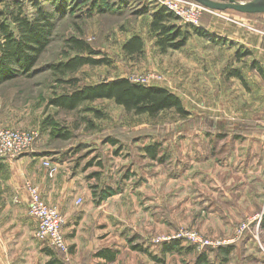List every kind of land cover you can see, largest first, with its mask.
Masks as SVG:
<instances>
[{
    "label": "rangeland",
    "instance_id": "374dc122",
    "mask_svg": "<svg viewBox=\"0 0 264 264\" xmlns=\"http://www.w3.org/2000/svg\"><path fill=\"white\" fill-rule=\"evenodd\" d=\"M36 1L47 5L56 15V29L33 73H23L0 84V129L38 132L31 148L45 147L50 161L83 176L95 193L100 189H106V195H111L113 189L134 190L135 200L125 203V213L130 210L128 214L134 215L132 224L140 233L148 234L149 245L157 249L169 243L157 242V238L174 236L181 230L225 241L219 247H211L187 238L173 239L191 250L187 255L192 253V256H188L186 264L193 261L198 264L204 254L208 259L201 264H264V211L242 213L235 205L225 204L224 191L206 186L208 181L201 183L179 175L184 155H189L191 148L204 150L205 147L194 141L184 144L176 138L178 130H209L215 124L232 123L230 113L223 111L216 116L213 112V108L225 107L226 102L233 106L244 103L252 113L257 110L256 105L264 102L255 94L264 91V75L252 67L251 56L244 55L245 48L228 37L238 30L264 28V13L216 10L202 4L196 26L207 35L221 39L220 43L193 33L185 47L162 52L157 35L151 30L152 13L160 5L157 0H98L108 5L104 12L93 8L95 0H68L67 8L60 10L50 4L52 0H0V24H10L18 34L12 12L21 10L35 17ZM214 1L256 3L262 0ZM176 23L187 25L181 20ZM135 35L143 39L144 50L130 55L123 45ZM72 36L86 40L100 53L97 58L107 57L112 64L86 65L65 75L56 73L52 65L76 54L66 43ZM234 69L243 74L244 81L229 76ZM118 77L172 90L189 114L183 117L175 110H168L157 117L135 115L109 99L85 102L72 111L49 102L85 85ZM72 78L77 81L69 83ZM96 110L103 113L101 118ZM257 117L236 122L255 123ZM56 128L69 131L72 137L69 140L54 137L51 131ZM155 144L159 145L157 158L147 157L145 148ZM254 217L260 218V223L255 220L236 239L241 222ZM135 233L137 230L131 235ZM226 245H233L230 253L220 248Z\"/></svg>",
    "mask_w": 264,
    "mask_h": 264
},
{
    "label": "crops",
    "instance_id": "0c3cea01",
    "mask_svg": "<svg viewBox=\"0 0 264 264\" xmlns=\"http://www.w3.org/2000/svg\"><path fill=\"white\" fill-rule=\"evenodd\" d=\"M262 28L238 30L228 37L252 52L251 65L257 61L264 75ZM255 94L264 101V91ZM224 97L230 100L228 95ZM255 108L252 113L244 103L233 106L226 102L213 112L216 116L230 113L232 123L215 124L209 130H178L176 137L184 144L194 141L205 147L191 148L184 155L179 175L208 181L206 186L224 191L225 204L235 205L242 213L264 211V102ZM257 115L255 123L236 122ZM46 152L45 147L35 145L18 159L0 162V264H49L53 258L65 264H186L188 256L191 258L184 243L173 246L169 242L159 249L149 245L148 234L132 224L134 215L128 214L130 210L125 213V203L135 200L134 190L113 189L111 195H104L107 190L100 189L95 193L83 176L53 161L56 172L50 176L44 165L50 160ZM28 182L39 186L43 199L65 215L63 233L71 249L69 261L37 238L38 221L28 212ZM133 230L141 237L131 235Z\"/></svg>",
    "mask_w": 264,
    "mask_h": 264
},
{
    "label": "trees",
    "instance_id": "16d2710c",
    "mask_svg": "<svg viewBox=\"0 0 264 264\" xmlns=\"http://www.w3.org/2000/svg\"><path fill=\"white\" fill-rule=\"evenodd\" d=\"M67 2L68 0H52L50 4L56 10H60L68 6L66 5ZM107 6L98 0L93 3V8H96L99 12L107 11ZM35 8V17L25 15L21 10L16 14L12 12V22L16 23L18 34L11 28L10 24H0L3 36L2 41H0V84L19 77L23 73L29 75L52 41L56 29V15L48 9L47 5L41 2L36 1ZM179 20L180 18L165 6L159 5L152 13L151 30L157 35V44L162 52L185 47L193 33L206 36L215 43H220L221 39L213 35H207L201 27L191 24L184 27L176 23ZM66 43L70 50L76 51V54L66 61L52 65V68L58 74L75 73L86 65H110L113 62L107 57L97 58L96 56L100 53L82 38L72 36L67 39ZM123 49L130 55L141 54L144 50V41L140 36L135 35L125 42ZM251 54L250 50L244 52V55L250 56ZM252 67L257 68L260 73L263 72V68L257 65V61H254ZM229 76L244 81L242 73L237 69L230 71ZM76 81L77 79L72 78L68 82L75 83ZM99 99L113 100L127 112L135 115L157 117L168 110H175L183 117L189 114L181 98L170 89L160 85H146L135 82L127 77H118L92 85H85L71 93L53 97L49 102L60 109L72 111L80 108L85 102H93ZM95 112L99 118L103 116L101 111L96 110ZM51 124H54V121H51ZM51 134L63 140H69L72 137L69 131H63L59 128L53 129ZM108 141L115 142L110 138H108ZM158 149V144L146 147L149 156L154 159L158 156ZM161 160L163 161V158ZM180 242V240H173L170 244L174 246ZM166 245L168 244L166 243ZM231 246L233 245L220 248L225 253H230ZM207 259L206 254L201 255L198 264L206 262ZM49 264L65 263L59 258H53L49 261Z\"/></svg>",
    "mask_w": 264,
    "mask_h": 264
},
{
    "label": "built area",
    "instance_id": "2783aa9c",
    "mask_svg": "<svg viewBox=\"0 0 264 264\" xmlns=\"http://www.w3.org/2000/svg\"><path fill=\"white\" fill-rule=\"evenodd\" d=\"M161 6H165L180 18L185 24L198 25L199 16L202 12V4L195 0H157ZM38 132L26 131L14 128L0 129V162L18 159L21 155L31 149ZM45 167L49 170V175L53 176L56 167L51 165L50 160L44 161ZM29 193L28 212L31 217L38 221L36 231L37 238L45 242L50 248L61 252L67 261L71 257V249L67 243L63 228L66 224V217L56 207L49 205L41 194L39 186L28 182L26 184ZM255 220L260 218H248L241 222L236 232V239L250 228ZM187 238L195 244L201 246L219 247L225 243L222 239H209L203 237L196 231L181 230L174 236H163L156 239L157 242H170L173 239Z\"/></svg>",
    "mask_w": 264,
    "mask_h": 264
},
{
    "label": "water",
    "instance_id": "95a60500",
    "mask_svg": "<svg viewBox=\"0 0 264 264\" xmlns=\"http://www.w3.org/2000/svg\"><path fill=\"white\" fill-rule=\"evenodd\" d=\"M197 2L216 10H235L241 13H264V5L256 3L219 2L214 0H196Z\"/></svg>",
    "mask_w": 264,
    "mask_h": 264
},
{
    "label": "bare ground",
    "instance_id": "6f19581e",
    "mask_svg": "<svg viewBox=\"0 0 264 264\" xmlns=\"http://www.w3.org/2000/svg\"><path fill=\"white\" fill-rule=\"evenodd\" d=\"M260 4H263V5H264V0H262V1L260 2Z\"/></svg>",
    "mask_w": 264,
    "mask_h": 264
}]
</instances>
